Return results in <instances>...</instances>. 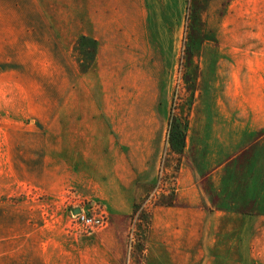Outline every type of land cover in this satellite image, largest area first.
I'll return each mask as SVG.
<instances>
[{
  "label": "rangeland",
  "instance_id": "1",
  "mask_svg": "<svg viewBox=\"0 0 264 264\" xmlns=\"http://www.w3.org/2000/svg\"><path fill=\"white\" fill-rule=\"evenodd\" d=\"M40 4L52 16L72 17L60 27L68 40L78 17L126 8L111 0ZM134 13L149 19L144 41L128 47L127 83L118 69L113 85L79 84L80 100L59 120L65 131L90 120L102 136L111 131L116 142L98 146L95 164L87 165L84 143L70 149L63 133L55 143L67 138V149L49 150L44 184L51 185L16 181L6 147L30 136L24 127L35 123L22 117L20 87L0 85V191H21L18 199L36 207L40 264L52 255L62 263L64 250L66 264H264V148L256 155L249 133L264 123V0H135ZM78 39L71 53L79 65ZM186 125L179 154L170 131ZM80 202L101 205L109 226L92 236L77 232L80 244L58 238L50 225L63 227L70 215L67 231ZM179 230L192 250L177 245Z\"/></svg>",
  "mask_w": 264,
  "mask_h": 264
},
{
  "label": "crops",
  "instance_id": "2",
  "mask_svg": "<svg viewBox=\"0 0 264 264\" xmlns=\"http://www.w3.org/2000/svg\"><path fill=\"white\" fill-rule=\"evenodd\" d=\"M111 1L116 2V5L123 2L125 12L122 11L120 14L117 10V13H110L105 17H78V27L71 29L68 40L60 32V27H64L63 21L69 23L73 21L68 14L52 16L40 4V0H0V85L20 87L19 105L22 117L31 118L35 123V126L24 127L30 136L6 147L14 151L8 160H11L16 168H14L16 181L38 189L46 188L50 184H44L48 181L45 180V175L49 172L48 165L52 162L49 150L59 149L62 144L64 149H67V138H61L59 145L57 139L55 143L56 135L69 133L70 149L77 142L84 143V147L90 151L86 154L87 165H91V162L96 163L98 155L95 151L100 148L98 147L100 144H106V148L110 150L112 143L116 142L109 129L108 135L104 137L102 136L104 131L100 133L91 120L78 129L71 128L66 131L59 124L66 108L68 107V110L75 108V102L80 100L79 96L74 94L79 84L96 79L97 84L102 86L113 85L118 69L125 74L122 83H127V50L129 45L131 47L135 45L136 39L141 37L140 39L144 41V28L148 26L149 17L147 15L136 17L135 0ZM84 20L85 23L82 22ZM82 35L92 37L99 43L95 64L86 73L80 70L71 53L72 42ZM149 41L150 36L147 37V42ZM55 87L58 89L55 90ZM85 96L86 100L92 98L91 94ZM110 98V95H104V100ZM251 127L249 133H254L256 140L250 148L258 155L264 148V123ZM77 133L82 134L77 138L78 141L71 137ZM91 158H95V161ZM182 170H184L182 176H186V180L190 175V169ZM192 194L190 198L193 199L190 201L196 202L195 195ZM21 195V191L17 190L0 191V264H40L39 245L43 240L39 236L37 209L33 207V202L29 198L18 199L17 196ZM67 219L70 220V215ZM69 220L63 227L62 224L53 223L49 230L59 236L58 238H72L80 244L78 233L66 231ZM108 226L109 223L106 227ZM101 230L85 236L95 235ZM179 231L180 239L177 242L179 248L185 245L186 249L192 250V244L184 243L181 230ZM52 244L56 246L55 238ZM63 252L62 263L60 256L55 260L54 255L53 260L50 258L46 263L66 264L65 255L69 252L66 250ZM181 253L179 250L177 254L181 256Z\"/></svg>",
  "mask_w": 264,
  "mask_h": 264
},
{
  "label": "built area",
  "instance_id": "3",
  "mask_svg": "<svg viewBox=\"0 0 264 264\" xmlns=\"http://www.w3.org/2000/svg\"><path fill=\"white\" fill-rule=\"evenodd\" d=\"M76 209H80L76 212ZM72 221L68 227L69 232L79 233L82 231L92 233L106 227L108 215L106 210L97 203L75 204L71 209Z\"/></svg>",
  "mask_w": 264,
  "mask_h": 264
},
{
  "label": "trees",
  "instance_id": "4",
  "mask_svg": "<svg viewBox=\"0 0 264 264\" xmlns=\"http://www.w3.org/2000/svg\"><path fill=\"white\" fill-rule=\"evenodd\" d=\"M77 46L80 49L81 54L84 56V60H82V62L79 64L80 70L83 73H86L90 71L95 64L99 43L96 39L92 37L82 35L78 39ZM186 141H187V125L183 130L172 127L169 137L171 149L176 153L182 154L186 147ZM137 206L138 205L136 204L135 205L136 209Z\"/></svg>",
  "mask_w": 264,
  "mask_h": 264
},
{
  "label": "water",
  "instance_id": "5",
  "mask_svg": "<svg viewBox=\"0 0 264 264\" xmlns=\"http://www.w3.org/2000/svg\"><path fill=\"white\" fill-rule=\"evenodd\" d=\"M80 211V209H76V212H79Z\"/></svg>",
  "mask_w": 264,
  "mask_h": 264
}]
</instances>
